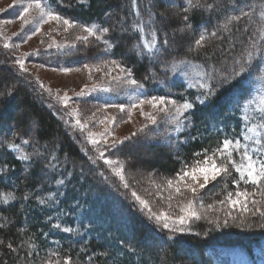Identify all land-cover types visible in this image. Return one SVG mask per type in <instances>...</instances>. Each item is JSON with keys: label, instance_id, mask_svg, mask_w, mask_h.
<instances>
[{"label": "trees", "instance_id": "1", "mask_svg": "<svg viewBox=\"0 0 264 264\" xmlns=\"http://www.w3.org/2000/svg\"><path fill=\"white\" fill-rule=\"evenodd\" d=\"M42 1L77 24L109 27L111 31L104 39L115 46L107 52L110 50L112 57L132 69L134 78L144 86L143 95H170L177 101L187 99L195 103V107L186 112L191 124L186 121L184 131H179L177 137L171 136L173 140L145 138L150 136L149 130L143 137L141 134L118 147L116 157L133 159L131 150L140 149L142 138H145L148 140L145 145L151 146L153 153L145 161L147 166L166 176H177L182 168L204 158L205 149L209 154L223 139L240 135L246 123L243 109L248 101H254L247 109L250 120H259L256 101L259 100L258 88L261 90L264 86V70L257 69L264 62L257 60L248 73H241L230 84L220 87L204 104L196 101L203 89L190 86L200 79L195 78V73L193 75L200 71V66L214 65L230 72L234 61L246 50L248 35L258 36L256 28L249 33L242 19L233 22L236 27L229 26L231 32L220 29L216 37L206 38L202 48L190 49L202 29L215 31L226 15L238 14L237 6L248 11L246 4L259 5L264 0H235V4L233 0H208L217 5L219 11L192 10L188 15L193 28L184 32L179 29L183 27L181 10L187 7L185 0H174L175 7L169 6L166 0L161 3L160 0H138L145 18V4L157 13L158 33L161 39L166 34L169 41L154 59L138 56L133 47L136 35L123 30L132 21L130 0H87L83 4L80 0ZM253 21L260 23L258 16H254ZM85 49L87 52L79 65L93 61L94 47ZM179 60L190 64L187 67L178 64L173 70L171 65ZM36 94L9 66L0 63V166H6V171L0 172V193L11 192L17 197L7 203L0 201V241H3L0 243V264H43L48 258L63 262L65 257H71L72 264H211L206 255L208 246L222 244L230 233L221 220L193 219L186 227L187 232L180 235H169L154 226L121 189L116 187L115 190V186L102 178L103 170L92 162L80 141ZM118 103L124 104L121 100ZM13 133L18 135L13 137ZM13 139L26 152L31 153L36 148L42 155L34 156L31 161H21L20 153L7 147L6 141ZM23 139H29L30 143L22 144ZM53 154L56 157L52 161L56 164L54 168L48 167ZM235 157L239 159L237 153ZM229 171L231 175L220 178L218 184L221 185H211L207 190L209 199L223 195L227 189L260 192V186H246L243 181L237 185L234 181L239 179V173L232 167ZM58 180L64 183L58 184ZM25 193L27 199H24ZM49 194H53L54 199ZM37 197L46 199L47 203L41 204ZM259 197L255 195L251 199ZM181 200L183 198L177 200L178 204ZM257 218L249 219L247 228L257 226ZM54 224L60 227L55 228ZM64 228L73 231L66 232ZM170 236L174 239H169ZM263 237L264 232H260L255 238L241 237L237 241L252 253L255 246L261 245Z\"/></svg>", "mask_w": 264, "mask_h": 264}, {"label": "rangeland", "instance_id": "2", "mask_svg": "<svg viewBox=\"0 0 264 264\" xmlns=\"http://www.w3.org/2000/svg\"><path fill=\"white\" fill-rule=\"evenodd\" d=\"M163 1L165 0H160V3ZM166 1L169 3V6L172 5L175 7V5H173V3H175L174 0ZM27 2L28 0H23V3ZM42 2L45 3L44 1ZM45 5L47 4L45 3ZM21 10V0H0V57L2 58L0 63L9 66L15 74L24 80V82L26 81L28 85L33 88L34 92L36 91V95L56 113V116L62 120L66 129L72 136L80 141L82 148L89 154L92 160L95 161L99 169L103 170L102 178L107 180L112 187L115 186L113 187L115 190L117 189L116 187L121 189L123 194L127 195L140 211L143 210L142 212L144 215L154 226L169 235H180L187 231L174 233L169 229H163L160 224L150 218L148 211L143 209L140 202L132 196V193L135 192L138 196L148 200L153 211L159 212L163 210L173 215L179 213L177 200L183 198V200H181V203H183V201L186 202L189 198H194L196 201L195 209L202 218L206 220H221L222 226H227L226 229L230 232L227 239L221 241L223 242L222 244L212 243L208 246L206 255L209 263L264 264V237L262 238L261 245L255 246L252 253L247 252L239 246L237 241L241 237L255 238L260 232L263 233L264 215H261L259 212H243L239 205L233 208L232 205L226 201V197L229 193H232L234 197L236 191H243L245 189H235L232 191L231 189H227L224 191L223 195H218L217 198L209 199L208 197L209 194L207 190H209L210 186L218 184L220 178H224V176L227 175L218 176L216 180L210 181L203 189H200L198 184L194 185L198 189L194 197L193 194L187 190H182V196L175 194L173 191L171 193L173 198L170 201L172 207H168L169 201L167 197L169 195V190L166 189V181L176 176H166L167 174H161L147 166L145 161L152 157L153 153L151 151L152 147L145 145V141H148L145 140V138L155 141H164L165 137H168L169 141H171L173 140L171 136L177 137L178 132L174 130L175 123L170 119H165L163 114L157 116V124L153 125L141 114L139 107L129 111L131 105L138 103L139 99L152 97L143 95V89L128 84L126 80L112 79L113 76L119 73V69H113L110 64L111 61H116L126 68L129 67L123 64L119 59L112 57L110 50H108V52L105 51L107 45H105L103 41L97 40L95 37H89L87 42L77 40V36L86 34L82 31V26L87 25H80L73 21L75 26L65 30V26L58 24L56 21L38 23L37 20L32 19V17H36L37 15L34 10L30 11V22L25 25L22 20L19 19V12ZM67 19L71 20L70 18ZM14 33L17 35H14ZM6 37H10V39H5ZM5 44L9 46L5 47ZM49 45H51V47H49ZM90 46L94 47V49H92L94 52L92 54L94 55L91 54V56H94L91 57L93 61H86L82 65H79V63L83 62L81 57L84 58L83 54L87 52L85 47H88L90 50ZM22 56L25 68L28 69L27 72L20 69L19 65L16 63ZM85 65L88 67L86 68ZM105 65H107V67ZM97 68L100 70L97 71ZM66 69H69V71H66ZM198 72L199 71L193 72V75L195 73V78L198 77ZM131 78H134L133 73ZM261 88V90L258 88L257 91L259 100L256 101V105L258 102V107L261 103V97L264 96V86ZM48 89H51V92H49ZM81 92H83L84 95H77V93ZM65 93L71 98L67 105L59 99V97H63ZM120 100L123 101V105H125L124 112L112 107V105H119L118 102ZM256 105H254L255 110ZM73 108L79 109V119L82 123L87 122V128L81 129L76 125L75 121L77 117L71 115ZM144 111L151 112L153 109L150 105L145 104ZM106 116H114L115 122L111 124L100 123ZM186 121L187 120L184 121V126H182L181 131L185 129ZM258 121L259 120L253 118V120H249L246 123L250 127ZM145 125H147V127H145ZM159 126H161L160 129H158ZM105 127L111 129L112 135H108L104 138L97 137L100 142L93 145L88 139V132H102ZM147 131H149L148 133L150 136L142 138L143 143L140 144V149L133 148L131 150L132 154L130 156H133V159H129L131 157H116L115 153L117 152H115V150L118 147L131 140L134 141V139L141 134L143 137V133ZM124 137H129V139L125 140L123 144H118L115 148L109 147V144L105 142L106 140L110 142L115 138L123 140ZM169 143L170 142H168L167 147H169ZM249 143L251 144V142ZM170 148L172 147L170 146ZM173 150L174 149H171V151H169L173 153ZM99 152H104L106 158L119 160L125 163L123 180L112 170V167L105 164L104 160L98 159ZM127 155L129 156V154ZM235 158L238 160L237 157ZM219 162L218 160L217 163ZM192 165L193 163L188 167ZM230 167L231 165H229V168ZM188 179L189 182H191L190 178ZM125 181H127L128 187H124ZM200 183H203L202 176L200 177ZM157 185L160 187L158 188ZM218 185H221V183ZM247 185L249 186L251 184H246V186ZM247 191L250 193L254 192L251 190ZM133 200L137 202L139 206ZM157 200H159L158 203ZM255 200L260 201L255 207L264 211V198L260 196ZM220 201L226 202L221 204ZM252 207L253 205L249 203V208ZM256 218L258 220L257 226H254L253 229L247 228L249 227L247 225L250 221L249 219L255 220ZM192 222L193 219L185 225V228ZM250 230L251 232H249ZM184 251L186 250L184 249Z\"/></svg>", "mask_w": 264, "mask_h": 264}, {"label": "snow or ice", "instance_id": "3", "mask_svg": "<svg viewBox=\"0 0 264 264\" xmlns=\"http://www.w3.org/2000/svg\"><path fill=\"white\" fill-rule=\"evenodd\" d=\"M80 2L86 3L87 0H80ZM187 7H184L181 11L184 13L182 16L183 27L179 29L180 32H184L187 30H191L193 28L192 22L189 19L188 13L192 10H204V11H219V7L213 3H209L208 0H185ZM235 4V0H233ZM22 10L19 12V19L27 25L29 24V13L30 11H35L37 13L36 17H32V19L37 20L38 23H48L49 21H56L58 24H62L65 26V30L73 28L75 26L74 22L65 18L57 11L52 9L50 6L45 5L42 0H28L27 3H23L21 0ZM246 8L248 11H245L244 8L236 7V11L238 14L226 15L223 22H221L215 31L209 32L208 29H202L199 34V38L194 41V47L190 50H195L202 48L206 42V38L208 36L216 37L217 32L220 29L231 32L232 29L229 27L233 24V22H239L242 19L245 21L244 29L251 33L252 28H256V34L248 35V39L246 42V50L243 52L239 59L234 61V65L230 72L221 71L217 69L214 65H209L208 68H204L200 66V71L197 73V76L200 79L197 80L195 85H190L191 87H200L203 89L201 94L196 97V101L200 104H204L206 101H210L217 93L220 87L224 85H228L231 83L233 79L240 76L241 73H248L253 66L256 64L257 60L264 62V3L259 5L256 4H246ZM130 8H131V16L132 21L128 28H124V31H131L137 37L136 43L133 45L135 52L140 57L147 56L150 59H154L158 56L162 49L166 47L169 43L166 34L163 39H161L158 29L156 27L155 18L157 13L152 12L151 8L145 4L144 9L147 11V17L145 18L142 13L141 6L138 0H130ZM257 9L259 11L257 12ZM163 15V14H161ZM258 16L260 21L257 24L253 21V17ZM123 20L120 22L123 24ZM239 30V29H237ZM82 31L86 33L85 35L77 36L76 39L79 41L87 42L89 37H95L97 40H101L107 45L105 51L108 48H112L113 45L109 40L104 39L105 34L109 33L111 29L109 27H103L100 25H91V26H82ZM35 34V33H33ZM14 35H17L14 33ZM5 39H10V37H6ZM8 44H5V47H8ZM51 47V45H49ZM38 54V53H37ZM27 55V54H24ZM19 65L20 69L27 72L28 69L25 68L23 56L16 61ZM113 69H119V73L112 77L113 80H126V82L130 85L136 86L139 89H142L144 86L135 78L132 77V70L130 68H126L123 65L117 63L116 61H111ZM184 65L187 67L190 62L186 60L176 61L171 65L173 70L176 69L177 65ZM107 67V65H105ZM87 68L88 66L85 65ZM100 69L97 68V71ZM258 71L264 70V63H261ZM69 71V69H66ZM91 72V69L89 68ZM187 76L188 73L186 72ZM262 82H264V78H262ZM87 87V86H86ZM51 92V89H48ZM77 95H84L83 92L77 93ZM62 102L67 105L69 100L71 99L67 93L64 94L63 97H59ZM254 103V101H248L244 105V116L243 121L247 122L251 119V114L248 113L247 109L249 104ZM148 104L151 106L153 111H144V105ZM112 107L117 108L119 111H125V105H112ZM139 107L141 114L146 117L147 121L153 125L157 124V116L159 114H163L165 119H170L175 123V131L179 132L184 126V121H188V125L191 124V120H189L188 116L185 115L188 110L193 109L195 107L194 102H189L187 99H183V102H179L176 99L171 98V96H152L146 97L144 99H139L138 103L132 104L131 109H135ZM259 123L252 124L250 127L247 123H244L241 128V133L239 136L235 138H225L223 139L218 147L213 149L210 154H208V150H204V158L202 160H196L192 166H185L181 169L180 173H177V176L173 179H168L166 181V189L169 190V195L167 200L169 201L168 207L171 208L172 205L170 201L172 200V192L175 194L182 196L183 191L187 190L193 194V197L197 193L198 189L194 185H199L200 189L206 187V185L210 181L216 180L218 176L221 175H231L229 171V165L235 169L237 173H239V179L234 181L237 185H239L240 181H243L246 184H251L254 186H260L259 193H250L246 189L243 191H236L235 196L233 197L232 193H229L226 197V201L235 208L237 205L240 206L243 212H259L261 215H264V211L260 208L255 207L256 204L260 203L255 199H251L255 195H260L264 198V96L261 97V103L259 105ZM71 115H75L77 117L75 123L81 128L85 129L88 127L87 122L82 123L79 119V109L73 108ZM94 118V117H93ZM131 118V117H129ZM115 122L114 116H106L100 123L111 124ZM147 127V125H145ZM18 135V133H13V137ZM108 135H112L111 129L105 127L102 132H88V139L93 145L98 144L100 141L97 137L104 138ZM129 137H124L123 140L119 138L112 139L110 142L107 140L106 143L109 144V147L115 148L118 144H123L125 140H128ZM251 142V144L249 143ZM30 143L29 139H23L22 144L27 145ZM7 147L10 149H14L20 153L19 159L21 161H31L34 156L42 155L38 149L34 148V150L29 153L24 150L21 144H17L13 140L6 141ZM234 153L239 155V159L234 158ZM197 155H200L199 153ZM98 159L104 160L105 164L112 167V170L120 176V178L124 179V168L125 163L119 160H113L110 158H106L104 156V152H99ZM56 157L53 154L51 160L48 163V167H56V164L52 161H55ZM220 161L217 163V161ZM95 163V161H93ZM6 171V166H0V172ZM103 173H101L102 175ZM203 177V183H200V177ZM191 182H189V179ZM58 184H63V180H58ZM124 187H128L127 181L124 182ZM159 188L160 186L157 185ZM50 198L54 199L53 194H49ZM132 196L140 202L143 209H146L150 215V218L154 219L163 229H169L174 233H182L187 229L185 225H187L192 219H200V214L195 209V199L189 198L186 202L178 204L179 213L171 214L166 211H153L152 207L148 200L143 199L138 196L135 192L132 193ZM28 194L25 193L24 199H27ZM17 197L9 192V193H0V201L3 203H7L9 200H15ZM41 204L47 203V200L44 198L37 197ZM221 204L225 203V201H220ZM249 203L253 205L252 208H249ZM230 214V213H229ZM51 219V217H49ZM216 223V226H219V223ZM226 223V221H225ZM7 226V225H5ZM53 227L59 228V224H54ZM64 231L71 232L73 229L64 228ZM169 239H174V237L170 236ZM3 243V241H0ZM7 247L12 249V245L8 244ZM43 264H62L60 259H52L48 258L43 261ZM63 264H72L71 257H65L63 260Z\"/></svg>", "mask_w": 264, "mask_h": 264}]
</instances>
